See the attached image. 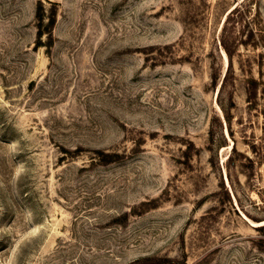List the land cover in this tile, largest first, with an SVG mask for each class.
<instances>
[{
	"label": "rangeland",
	"instance_id": "rangeland-1",
	"mask_svg": "<svg viewBox=\"0 0 264 264\" xmlns=\"http://www.w3.org/2000/svg\"><path fill=\"white\" fill-rule=\"evenodd\" d=\"M241 1L0 0V264H264V51L239 43L264 0L218 100Z\"/></svg>",
	"mask_w": 264,
	"mask_h": 264
},
{
	"label": "trees",
	"instance_id": "trees-1",
	"mask_svg": "<svg viewBox=\"0 0 264 264\" xmlns=\"http://www.w3.org/2000/svg\"><path fill=\"white\" fill-rule=\"evenodd\" d=\"M254 0H242L241 2H239L238 4H236L234 6V8L226 15L224 21H223V28L220 34V45L222 46L223 50L226 53L227 59H229V64H228V70L226 71V74L224 75V80L223 83L221 85V88L218 92V100L220 99V94L223 90V87L226 83L227 80V75L229 73V71L232 69L233 67V55H234V50L236 47V41L234 43H231L229 40L230 37V28L231 26L235 25V23H239L242 25V27H247L250 26L251 21L248 20V18H246L247 13H250V7L252 5V2ZM39 39H41L42 35L44 34V31L47 30L46 28L43 29V27L39 24ZM243 33V31L241 32V34ZM48 34V36L51 37V32L49 33H45ZM240 34V35H241ZM255 35H254V31L250 30L246 36L245 40H242L240 38V42L241 45H247V44H251L253 48L257 49L260 47V45L263 47V51H264V35H260V40H262V43L260 44L259 41L254 39ZM262 54L260 53V56L262 58ZM261 64H263V58L261 61H259L258 66H259V71L258 74L261 77V79L258 80H248L247 82V88H246V94L248 96V103L249 106L252 107L254 101L257 99L258 95L257 92L260 88V86L263 85V77H262V71H261ZM220 102V101H219ZM222 111L225 113H228V109L223 106L221 103H219ZM234 146H233V150H234ZM111 160V159H110ZM108 162H111V161ZM105 162V163H108Z\"/></svg>",
	"mask_w": 264,
	"mask_h": 264
},
{
	"label": "bare ground",
	"instance_id": "bare-ground-1",
	"mask_svg": "<svg viewBox=\"0 0 264 264\" xmlns=\"http://www.w3.org/2000/svg\"><path fill=\"white\" fill-rule=\"evenodd\" d=\"M223 53H224V52H223ZM224 57H225V59H226V55H224ZM227 62H228V61H227V59H226V64H227ZM249 223H250L251 225H253V226L256 225L255 223H253V222H251V221H250Z\"/></svg>",
	"mask_w": 264,
	"mask_h": 264
}]
</instances>
